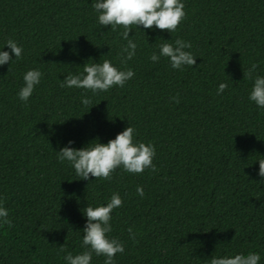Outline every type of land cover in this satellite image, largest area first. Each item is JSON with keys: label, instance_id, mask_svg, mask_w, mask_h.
<instances>
[{"label": "trees", "instance_id": "1", "mask_svg": "<svg viewBox=\"0 0 264 264\" xmlns=\"http://www.w3.org/2000/svg\"><path fill=\"white\" fill-rule=\"evenodd\" d=\"M94 2L0 0V51L14 60L0 66V205L13 224L0 223V264H66L68 252L85 250L83 209L106 206L113 193L123 206L112 213L109 236L125 246L115 264H210L250 252L264 264V109L249 100L254 80L244 78L252 64L254 76H264V0H181L178 30L133 29L138 48L126 68L135 76L96 95L60 87L91 61L126 70L122 30L99 25ZM9 39L23 48L21 59ZM176 39L192 44L185 51L196 58L193 68L150 60ZM32 69L43 77L25 103L18 93ZM221 83L228 88L217 95ZM128 126L134 142L154 145L156 172L118 168L111 181L79 180L57 159L69 141L76 150L107 145ZM104 260L94 255L91 264Z\"/></svg>", "mask_w": 264, "mask_h": 264}, {"label": "clouds", "instance_id": "2", "mask_svg": "<svg viewBox=\"0 0 264 264\" xmlns=\"http://www.w3.org/2000/svg\"><path fill=\"white\" fill-rule=\"evenodd\" d=\"M92 8L97 13L98 23L111 31L120 32L121 38L127 44L121 48L118 59L122 66L126 65L135 56L138 44L135 42V35L129 38V33L141 32L143 29L176 32L186 18L184 11L185 4L181 0H95ZM6 47L14 54L15 60L22 58L23 48L17 42L9 39ZM192 44L182 39L174 42L166 41L159 45V54L153 52L150 55L152 62H158L161 57L170 61V66L175 70H183L185 66L192 67L196 64V58L190 51ZM12 55L6 51H0V66L12 64ZM91 61V60H90ZM257 64H252L246 72L244 78L254 80L253 88L249 95V100L256 106L264 109V76L255 75ZM135 76L132 69H118L109 60L102 63H86L83 66V73L78 75H67L60 87L83 89L85 93L91 92L96 95L100 92H108L114 87L123 88ZM43 73L38 69L28 70L23 76L24 85L18 93L20 101L27 103L33 95L35 88L41 83ZM228 88L227 83H221L217 89V95H221ZM175 103H179L178 97L172 98ZM81 103L88 107L92 104L90 98H83ZM136 130L128 126L125 131L118 134L114 140H110L107 145L94 141L80 150L69 146L56 152L59 162H67L75 170L79 180L101 179L111 181L118 168L129 174H143L146 169L156 172L153 159L156 150L153 144L134 142ZM258 175L264 180V159H260ZM137 194L143 198L144 190L137 187ZM123 206V200L118 193H113L106 206L83 209V215L87 223L83 229L82 246L85 249L81 254L73 255L68 252L64 257L66 264H91L93 256L105 257L104 264H115L117 254L125 252L124 244L116 239L110 238L112 228V213L115 209ZM0 223L12 228L13 224L9 218L8 210L0 205ZM130 238L135 241L136 234L132 228L128 229ZM60 251H66L65 246L60 247ZM261 257L257 253L237 254L234 257L217 258L212 257L210 264H259Z\"/></svg>", "mask_w": 264, "mask_h": 264}]
</instances>
